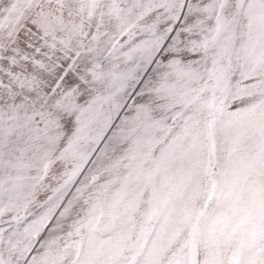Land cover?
I'll use <instances>...</instances> for the list:
<instances>
[{
	"label": "snow or ice",
	"instance_id": "1",
	"mask_svg": "<svg viewBox=\"0 0 264 264\" xmlns=\"http://www.w3.org/2000/svg\"><path fill=\"white\" fill-rule=\"evenodd\" d=\"M0 264H264V0H0Z\"/></svg>",
	"mask_w": 264,
	"mask_h": 264
}]
</instances>
